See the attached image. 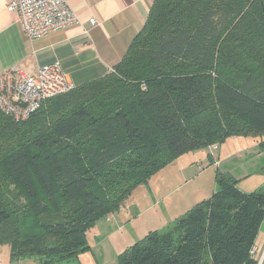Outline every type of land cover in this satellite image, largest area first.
<instances>
[{
    "label": "trees",
    "instance_id": "obj_1",
    "mask_svg": "<svg viewBox=\"0 0 264 264\" xmlns=\"http://www.w3.org/2000/svg\"><path fill=\"white\" fill-rule=\"evenodd\" d=\"M111 68L26 120L0 109V243L16 261L78 258L135 187L245 132L243 116L264 124V0H154ZM215 179L209 197L126 246L120 264H258L264 188L245 192L221 169Z\"/></svg>",
    "mask_w": 264,
    "mask_h": 264
},
{
    "label": "crops",
    "instance_id": "obj_2",
    "mask_svg": "<svg viewBox=\"0 0 264 264\" xmlns=\"http://www.w3.org/2000/svg\"><path fill=\"white\" fill-rule=\"evenodd\" d=\"M153 2L70 0V6L78 16L77 23L38 38H30L22 27L19 13L9 11L7 0H0V74L14 66L28 72L47 64L60 63L68 78L78 85L105 76L110 67L124 57L143 29ZM91 20H96V24L91 25ZM257 146L258 143L253 147L254 151L257 149L256 171L249 168L245 173H236L232 168H219L238 179L241 189V185L254 174L262 177L260 184L242 189L245 192L264 188V150ZM251 155L254 154L251 153L249 157ZM208 188L211 195L216 189L215 176H212ZM199 201L184 205L181 212L185 213ZM126 207L123 206L121 210ZM255 258L258 264H264V221L255 243ZM0 264L42 263L32 258L16 261L12 258L10 246L0 243Z\"/></svg>",
    "mask_w": 264,
    "mask_h": 264
},
{
    "label": "rangeland",
    "instance_id": "obj_3",
    "mask_svg": "<svg viewBox=\"0 0 264 264\" xmlns=\"http://www.w3.org/2000/svg\"><path fill=\"white\" fill-rule=\"evenodd\" d=\"M240 122L246 124L245 132L233 134L221 144L215 142L185 152L149 183L135 187L123 205L126 208L120 213L105 214L88 231L90 247L80 252L78 258L58 264H120L119 254L126 245L141 239L150 229L167 228L177 215L184 213L181 212L184 205L209 197L208 183L217 169L232 168L236 173H245L249 168L256 171L258 157L253 147L257 138L264 136V124L248 116H243ZM257 147L264 150L259 143ZM251 153L254 155L249 157ZM256 175L241 185L242 189L260 184L262 177Z\"/></svg>",
    "mask_w": 264,
    "mask_h": 264
},
{
    "label": "built area",
    "instance_id": "obj_4",
    "mask_svg": "<svg viewBox=\"0 0 264 264\" xmlns=\"http://www.w3.org/2000/svg\"><path fill=\"white\" fill-rule=\"evenodd\" d=\"M70 0H7V9L19 13L24 31L38 38L78 22ZM91 25L96 20H91ZM113 69L110 67L109 71ZM76 84L60 63L22 71L18 66L0 74V109L15 121L28 119L44 102L67 93Z\"/></svg>",
    "mask_w": 264,
    "mask_h": 264
}]
</instances>
